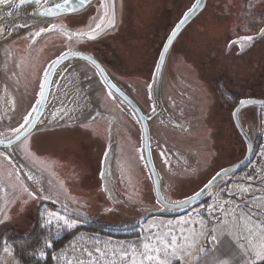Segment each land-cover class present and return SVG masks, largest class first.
Wrapping results in <instances>:
<instances>
[{"label": "rangeland", "instance_id": "1", "mask_svg": "<svg viewBox=\"0 0 264 264\" xmlns=\"http://www.w3.org/2000/svg\"><path fill=\"white\" fill-rule=\"evenodd\" d=\"M193 1L118 0L117 27L96 41L79 43L77 48L106 61L108 68L116 77L147 84L168 32ZM93 11L94 6L79 15L63 18L58 23L67 24L71 28L83 27ZM262 20L264 0H206L203 11L185 27L173 44L167 60L165 83L169 84L168 78L172 76L170 69L174 68L184 79H192L201 95L206 97V94L209 96L208 91L211 92L212 104L208 106L207 118H204L205 125L211 128L209 140L205 136L207 133L202 135L201 132L198 138H203L204 143L199 140L197 143L203 144L202 148L205 147L206 150H212L214 155L210 156L207 153V160L210 158L209 165L198 173L196 178L191 177L180 183L178 180L169 182L172 197L182 198L190 195L218 169L243 156L244 143L232 123L231 111L242 97L264 98V37L242 54H236V46L226 51L225 48L230 40L240 35L256 33L264 23ZM62 49V46L57 48L54 54ZM172 80L178 84L177 86L181 85L182 80L177 78ZM32 84L35 85L33 82ZM182 89L186 92L191 91L189 86ZM105 92L100 90L101 97ZM110 98L104 94V100ZM113 101L114 99L111 100V105L114 110L109 121H115L109 126L101 123L87 127L92 128L91 132H102L103 140L116 143V198L125 203L116 204L115 210H110L111 205L99 182L101 160L106 149L104 141L90 138L93 134L88 130L83 132L79 127L39 130L31 134L27 140L28 147L36 157L54 162L50 169L54 175L51 176L48 172L45 174L54 180L57 187L58 182L63 181L66 193L57 188L63 198L70 202L73 199L75 201L80 199L82 209L68 206L83 213L87 220L79 227L88 231L78 227L61 248L55 251L53 247L46 249L51 264H58L52 257L61 250L71 252L68 246L72 243L77 247L81 245L91 247L98 239L103 247L105 241H111L114 245H118L120 241L135 242L153 231L167 230L159 228L167 225L172 218H178L180 214L188 212L195 214L192 208L199 207L200 203L205 205L207 200L214 199L205 195L190 208L160 211L141 159L139 129L129 117L128 110L117 106ZM143 104L146 111L152 110L148 100ZM262 110H264L262 106H253L243 109L240 113L243 125L250 128L255 137ZM110 136L114 139L112 137L109 139ZM198 144L197 148L200 149L201 146ZM21 147L24 148L22 145ZM1 164L9 167L12 165L10 161L0 156V169ZM12 169L16 172L14 168ZM14 175L10 182L11 186L15 187V193L4 210L8 219L0 224V264H23L20 256L24 259H38L34 250L41 247L47 235L40 227L39 213L44 207L51 210L60 208V204L53 205L49 201L28 198L16 185L19 181L16 178L17 174ZM230 181L232 179L229 175L211 190L212 193L215 194L223 183ZM258 181L264 179L253 180ZM200 211L203 215L206 210L202 208ZM154 223L157 228L149 229V225ZM177 226L174 228L178 229ZM34 229L38 230V239L34 240L30 247L22 244L20 239H27ZM196 229L199 231V228ZM70 231L72 230L64 231L61 236ZM80 237H83V240ZM4 240L12 245L11 256L3 252Z\"/></svg>", "mask_w": 264, "mask_h": 264}, {"label": "water", "instance_id": "2", "mask_svg": "<svg viewBox=\"0 0 264 264\" xmlns=\"http://www.w3.org/2000/svg\"><path fill=\"white\" fill-rule=\"evenodd\" d=\"M56 2L62 3L63 0H50V3ZM109 2L111 3V0ZM18 3L19 0H0V29L3 30L0 31V141H3V143H0V156L4 160L6 158L12 164L10 167L6 164H1L0 187L3 190H0V208L5 210L15 193V187L11 186L10 182L14 174H17L16 176H19L20 180H23L25 184L30 188L32 186L35 190L36 186L25 175L29 172L38 177L42 176V186L45 188V194L52 196L54 199L56 195H59L61 202H66L73 207H80L82 209L83 206L79 202L80 199H76L77 203H72L67 198H63V195L57 191L59 187L55 186L54 180L45 174V172L42 173L38 164L33 163V160L26 156L21 147V145L24 146L25 140L23 138L19 141L16 140L15 137L18 133H14L12 130L23 123L24 117L28 112L32 111L33 107L37 108L38 111L32 114L35 119L31 122H34L35 126L30 129L31 134L39 130H51L61 127H79L82 130L91 131L92 128H88L87 126H95L101 123H106L105 125L109 126L110 123L115 121L110 122L112 118L110 115L114 110V107L111 105L112 99H114L113 102L117 106L120 105L129 110L140 130L143 165L151 181L156 203L161 197L172 201L183 200L199 191L217 172H220L222 169H229L231 175L242 168L248 161L252 153L255 135L250 128L243 125L240 113L245 108L253 106L264 107V103H262L264 102V98L260 97L240 98L251 99L256 101V103L243 107L237 118H233L232 111L239 106L240 99H238L237 104L231 111L232 123L244 143L243 156L239 160L218 169L203 185L190 195L182 198L171 196L169 182L181 178L196 177L198 173L209 165L210 158L207 160V153L210 156L214 155L212 150H206L205 147L202 148L203 144L197 143L198 140L201 143L203 142V138L200 137L199 139L198 137L201 132L204 135V131L207 128L204 123L206 104L202 95H196V92L200 91L198 86H196L192 79L186 80L179 73H177L179 74L177 79L182 80L180 86H177L178 84L173 82H169V84L165 83L166 65L171 48L185 27L203 11L206 0H201L200 8L192 13L188 21L178 30V35L174 38L169 50L165 53V60L161 63L160 70L158 72L155 71L154 65L151 79L147 84H140L135 80H123L116 77L107 66L91 53L79 50L77 48L79 43L72 42L69 44L58 31L42 33L39 37H35V42L33 43L35 32L39 31L40 28H46L53 23L60 25L58 23L59 20L79 15L94 6L95 14L89 18L85 26L77 28L69 27L73 31L86 29L87 25L92 22L93 17H98L102 14V10L99 7L100 0H90V3L84 8L71 14L63 13L61 17L35 16V5L25 4L18 9L15 7ZM194 3H196V0L184 10L179 19L173 24L163 44L172 33L175 25L183 18L184 13ZM114 10L117 27L118 0H115ZM261 27H264V23ZM259 30L256 33L247 34L252 35L254 40L246 44L243 51H240L237 45H232L237 47L236 54L246 52L254 43L263 38L257 36ZM111 31L113 30H107L105 34ZM105 34H102L95 40L84 41L82 43L96 41ZM238 37L230 40L225 49L229 50L230 42L236 40ZM61 46L63 49L54 54V51ZM162 46L155 64L159 61L160 52L163 51ZM69 50L76 55L66 56L60 59L57 65L48 68V65L60 56L61 53ZM89 56L92 57V60L81 58ZM46 69L49 75L45 78L44 71ZM154 72L155 81H153ZM104 80L110 85H114V87L105 88L102 83ZM42 82L45 84L44 97L42 102L37 104L36 101L41 99L39 93ZM150 84L152 85L151 97L149 94ZM169 85L173 88L169 89ZM184 86L186 88L188 86L191 87V91L186 92L182 89ZM100 90L106 91L104 93L106 95L111 91L113 97L110 100H104V94L102 93L101 97ZM143 94L145 97L142 96ZM145 100L151 102V107L155 106V113L152 110L146 111L144 109L143 102ZM53 113H56L55 118H53ZM97 113L99 115H96ZM92 117H95V119ZM105 120L108 121L105 122ZM183 135H195L197 138L196 142H191L190 146L186 145L183 140L184 137H182ZM9 140L12 141L11 146L6 147L5 145ZM197 144L201 146L200 149L197 148ZM106 152L107 160H105ZM162 152L164 153L163 157L161 156ZM210 152L213 153L211 154ZM116 156V143L108 140L100 166V172L103 170L106 175L101 179L99 173V179L101 190L111 205L110 210H115L116 204H120V202L125 203V201L116 198ZM165 159L168 161L167 164L164 163ZM241 161H243V164H241ZM237 165H240V167L237 168ZM12 168L16 172H13ZM108 172L111 175H108ZM10 173L11 176H9ZM228 176H225L223 179ZM50 179L53 182L51 190H49L48 184V180ZM20 180H18L19 182L16 181L18 182L16 183L18 188H20ZM221 181L217 180L211 190ZM104 188H107L108 191H104ZM205 195L201 196L200 199ZM159 210L169 212L181 209H161L159 206ZM2 215L3 213H0V219H3Z\"/></svg>", "mask_w": 264, "mask_h": 264}, {"label": "snow or ice", "instance_id": "3", "mask_svg": "<svg viewBox=\"0 0 264 264\" xmlns=\"http://www.w3.org/2000/svg\"><path fill=\"white\" fill-rule=\"evenodd\" d=\"M90 0H63V2L50 3V0H19V3L15 5L16 8H20L22 5H35V16L39 17H61L63 13H75L78 10L84 8ZM201 0H196V3L184 13L183 18L175 25L172 33L167 37L166 42L163 44V51L159 54V61L155 64V71H159L161 63L165 60V53L169 50L174 38L178 35V30L188 21L189 17L200 8ZM115 0H100V9L102 14L98 17H93L86 29L71 30L67 24L57 25L55 23L49 25L46 28H40L35 32L33 37V43L35 37H39L42 33L58 31L59 34L65 38V40L71 44L82 43L84 41H91L97 39L102 34H105L107 30H114L116 27V15L114 10ZM251 7V6H250ZM11 15V13H9ZM251 23H255L250 21ZM261 22H264L262 20ZM28 26V25H22ZM0 31H3L0 29ZM257 36L264 37V27H261ZM254 40L252 35L239 36L236 40L230 42L229 47L237 45L240 51L245 49L246 44H249ZM76 55L71 50L61 53L55 60H53L48 68H52L57 65L58 61L66 56ZM83 59L92 60V57H81ZM95 63V61H93ZM49 75L47 69L44 71V77ZM153 81H155V72L153 74ZM105 88H112L114 85H110L106 80L102 81ZM45 84H40V97L36 103L40 104L44 97ZM152 85H149V94L151 97ZM108 97H113V93L109 91ZM230 99V97H229ZM256 101L251 99H240L239 106L232 111L233 118H237L241 109L249 105L255 104ZM264 103V102H262ZM38 109L33 107L32 111L28 112L23 119V123L19 127L13 129L14 133H18L15 137L16 140H25L24 148L26 155L33 160V163L39 165L40 170L48 172L49 175H54L50 171L52 163L45 160H40L31 152L28 147L27 140L31 136L30 129L35 124V118H33V112H37ZM152 112H156L155 106L152 107ZM67 115V113H65ZM96 115H99L97 113ZM56 113H53L55 118ZM63 118V117H61ZM95 119V117H92ZM23 129V131H21ZM3 143V141H0ZM12 141L9 140L5 145L11 146ZM164 153H161L163 157ZM143 159V156H141ZM105 160H107V152L105 153ZM167 160L164 163L167 164ZM243 164V161H241ZM237 168L240 165L236 166ZM111 175L110 172L107 173ZM27 179L31 181L36 187L35 190L30 188L27 184L20 182V189L22 193L32 200L49 201L53 205L60 204V208L57 210H51L48 207L39 213L41 218L40 227L43 231L47 232L44 237L41 247L34 250V254L38 258V264L40 260L47 259L46 249L53 247L55 239L64 231L77 229L83 223H86V216L77 211L76 209L69 208L66 202H61L59 195H56L55 199L45 194V188L42 186V176H36L29 172L25 174ZM105 171L100 172L101 179L105 177ZM227 175H230L229 169H222L217 172L199 191L193 195L186 197L183 200L172 201L161 197L157 200V204L161 209H185L190 208L194 203H198L201 196L207 194L210 198L219 196L220 192L227 191L229 195H235L230 190L221 186L218 191L213 194L211 189L217 180H223ZM11 176V173L9 174ZM19 180V176L16 177ZM251 180L252 177L248 176ZM59 188L66 193L63 181H59ZM49 190L52 187V180H48ZM0 190H3L0 187ZM15 190V189H14ZM104 191H108L104 188ZM242 193H248L249 188H239ZM27 203V200L24 201ZM73 203H77L73 199ZM228 201L221 202L217 199L216 204H208L205 206L200 203L199 207L192 208L199 219H194L191 215L188 218H181L176 223L178 229L172 226V221H169L167 225H162L167 230L153 231L150 235L141 237L138 241L126 243L124 241L118 242V245L112 244L111 241L103 242L101 247V241L95 240L91 247L81 245L77 247L75 243H72L68 247L71 252L61 250L58 254L52 258L57 260L58 264H190V260H196L197 264H264V220L258 219V217H264V204L261 205H249V211L247 213L237 214L236 209L233 207H226ZM238 207V205L236 206ZM257 210H253V208ZM207 211L209 220L206 222L201 214L200 209ZM219 211L220 216H216L215 213ZM0 213H4V210L0 208ZM8 219L7 213L3 214V219H0V224H3ZM206 223H211L213 226L208 228ZM195 225H199V231H197ZM157 225L154 223L149 225V229H155ZM148 231V229H145ZM223 237H227L224 240ZM83 240V237H80ZM201 240L207 242L210 247L205 248L201 244ZM3 252L9 256L13 254L12 245L8 244L7 240L2 241ZM198 251L200 255L193 257V252Z\"/></svg>", "mask_w": 264, "mask_h": 264}, {"label": "crops", "instance_id": "4", "mask_svg": "<svg viewBox=\"0 0 264 264\" xmlns=\"http://www.w3.org/2000/svg\"><path fill=\"white\" fill-rule=\"evenodd\" d=\"M226 51V49H225ZM196 95H201V91H197ZM209 96L206 94V97L204 95H202L204 102L206 104V114L205 116H207L209 110H208V106L212 104V99H211V92L208 91ZM210 108V107H209ZM62 128V127H61ZM61 128H55V129H61ZM63 128H72V127H63ZM210 127L207 126L206 130L204 131V134L207 133L205 136L207 137V139L209 140L208 134L210 133ZM53 130V129H52ZM211 136V135H210ZM32 147V146H31ZM204 171V170H203ZM223 187H225L226 189L230 190L232 193H235V195H229L227 191L225 192H220V195L218 197H215L213 200L209 199L207 200L208 202L205 204L206 206L208 204H216L217 203V199H219L221 202L223 201H228V204L226 205V207H233L236 209L237 214H241L243 213H247L249 211L248 206L249 205H261L264 204V181H258V182H240V181H235L232 180L230 182H225L223 183ZM244 187H248L249 188V192L248 193H242L239 191V188H244ZM238 205V207H236ZM253 210H257L255 207L253 208ZM204 214L202 215L203 219L207 222L209 220L207 211L203 212ZM189 215H191L194 218L199 219L200 217H197L196 214H193L192 212H188L185 214H180L178 218H172V226L176 227L177 225V221L180 220L183 217H188ZM216 216H220L221 213L219 211H217L215 213ZM258 219L264 220V217H258ZM206 226L208 228H211L213 225L211 223H206ZM178 227V226H177ZM196 228H199V225H195ZM159 229H163V227L161 226ZM224 240H227V237H223ZM201 244L205 247L208 248L210 247V245L205 242L204 240H201ZM200 255V253L198 251L193 252V257ZM190 264H197L196 260H190Z\"/></svg>", "mask_w": 264, "mask_h": 264}, {"label": "built area", "instance_id": "5", "mask_svg": "<svg viewBox=\"0 0 264 264\" xmlns=\"http://www.w3.org/2000/svg\"><path fill=\"white\" fill-rule=\"evenodd\" d=\"M248 176H251L252 179L249 180ZM230 178L240 182L264 179V110H262L259 117L258 131L250 158L242 168L232 173Z\"/></svg>", "mask_w": 264, "mask_h": 264}, {"label": "trees", "instance_id": "6", "mask_svg": "<svg viewBox=\"0 0 264 264\" xmlns=\"http://www.w3.org/2000/svg\"><path fill=\"white\" fill-rule=\"evenodd\" d=\"M78 229H82L85 231L87 230L81 227H79ZM78 229H74L70 231L69 233L66 232L60 238L56 239L53 244V250L55 251L61 248L70 239L71 235L74 234ZM38 237H39L38 230L34 229L32 234L27 239H20V241L22 244H27L30 247L32 242H34V240H37ZM20 258L23 261V264H38V259H35V258L24 259L22 256H20ZM39 264H51V260L49 256L47 257L46 260H40Z\"/></svg>", "mask_w": 264, "mask_h": 264}, {"label": "flooded vegetation", "instance_id": "7", "mask_svg": "<svg viewBox=\"0 0 264 264\" xmlns=\"http://www.w3.org/2000/svg\"><path fill=\"white\" fill-rule=\"evenodd\" d=\"M94 14H95V11H93V13H92V15H90L89 17H92V16H94ZM79 50H81V51H84L83 49H79ZM99 61H101V63H103L105 66H107L108 67V65H107V63H106V61H104V60H102L101 58H98L97 56H95ZM171 70V73H172V76L170 77L169 76V80H168V82H174V80H172L173 78H177V76L179 75V74H177L178 72L176 71V70H174V68L173 69H170ZM169 87V89H171V88H173L172 86H168ZM143 97H145V95L143 94L142 95ZM147 100H145V102H146ZM149 101V100H148ZM150 102V101H149ZM151 103V102H150ZM128 115H129V117L131 118V119H133L134 120V122L136 121L135 120V118L133 117V115L131 114V112L128 110ZM130 118H129V120H130ZM205 118H207V116L205 117ZM108 120H105V122H107ZM136 123V122H135ZM138 128V127H137ZM139 129V128H138ZM81 131H83V132H86L85 130H81ZM89 132H91V131H89ZM139 133H140V130H139ZM91 134H93V135H91L90 136V138H92V139H97V140H100V141H104L105 142V144H106V146H107V143H108V140H106V139H104L103 140V138H104V134H102V132H91ZM111 137H112V139H114L113 138V136H110V137H108L109 139H111ZM182 137H184V138H186V139H184L183 138V140H184V142H185V144L186 145H188V146H190V144H191V142H196V137H195V135H189V136H186V135H183ZM106 148V147H105ZM99 173H100V171H99ZM196 178V177H195ZM188 179V178H187ZM187 179H177L178 180V183H180V182H183V181H185V180H187ZM99 182H100V179H99ZM178 183H177V185H178ZM177 185H176V187H177ZM67 186V185H66ZM117 197V196H116ZM119 199V198H118Z\"/></svg>", "mask_w": 264, "mask_h": 264}]
</instances>
